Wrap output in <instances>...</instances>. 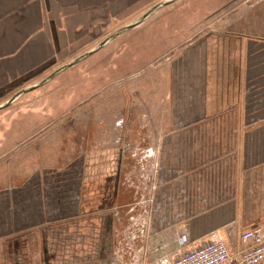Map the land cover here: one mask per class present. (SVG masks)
<instances>
[{
	"label": "crops",
	"instance_id": "crops-1",
	"mask_svg": "<svg viewBox=\"0 0 264 264\" xmlns=\"http://www.w3.org/2000/svg\"><path fill=\"white\" fill-rule=\"evenodd\" d=\"M163 1L0 0V100L10 85L47 76L78 56L109 30V22L114 28L126 24ZM222 16L241 22L228 24L233 30L224 33L215 27L195 31L175 54L174 49L162 54L166 67L158 69L162 87L155 103L160 105L164 93L168 110L149 114L158 118L152 129L157 135L143 140L142 147L157 148L161 166L175 171L159 173L163 185L156 207L164 225L153 224L151 241L137 256L145 264H167L217 233L231 250H239L240 234L264 222L259 199L264 115L248 120L247 102L264 76V39L252 18L241 20L236 10ZM146 101L150 107L148 96ZM150 153L137 160L143 168ZM65 178L49 179L54 186L43 192L35 189L23 202L26 209L6 206L12 190H0V264H102L97 230L93 241L87 238L91 215L81 204V192L73 194ZM170 196L176 200L164 201L163 208L162 199ZM92 219L101 220L96 214ZM114 223L113 215V228Z\"/></svg>",
	"mask_w": 264,
	"mask_h": 264
},
{
	"label": "rangeland",
	"instance_id": "rangeland-1",
	"mask_svg": "<svg viewBox=\"0 0 264 264\" xmlns=\"http://www.w3.org/2000/svg\"><path fill=\"white\" fill-rule=\"evenodd\" d=\"M231 2L235 3L227 7ZM234 10L241 20L252 18L259 30L257 36L264 39V0H178L0 110V190H12L11 196L4 199L6 206L15 203L26 209L23 202L30 200L29 194L33 198L35 189L43 192L54 186L49 179L61 181L67 177L70 181L66 186L75 190L73 194L81 192V204L86 206V215H91L86 224L87 238L93 241L97 230L102 264H108L106 259L110 258L109 264H145L137 256L151 241L148 234L153 224L160 220L164 225V219L158 217L163 213L156 207L158 187L163 185L159 173L175 171L161 166L163 156L157 148L142 147L143 140L157 135L152 129L159 123L158 118L149 119V114L168 110L164 93L160 94V105L155 103L158 88L162 87L158 69L166 67L162 54L170 49L175 54L200 29L232 31L228 24L241 21H233L234 17L227 20L222 15ZM139 18L115 28L109 22V30L69 62ZM50 74L8 85L0 105ZM259 82L261 85L250 89L248 95V120L264 115V76ZM147 96L150 107L146 106ZM260 141L257 144L264 151V134ZM148 150L152 151L151 162L146 160L148 164L143 168L139 163ZM259 199L264 200V183ZM174 200L173 196L162 199L163 208L164 201L168 205ZM95 214L101 220L92 219Z\"/></svg>",
	"mask_w": 264,
	"mask_h": 264
},
{
	"label": "built area",
	"instance_id": "built-area-1",
	"mask_svg": "<svg viewBox=\"0 0 264 264\" xmlns=\"http://www.w3.org/2000/svg\"><path fill=\"white\" fill-rule=\"evenodd\" d=\"M242 248L232 251L219 233L213 241L190 248L167 264H264V224L243 231Z\"/></svg>",
	"mask_w": 264,
	"mask_h": 264
},
{
	"label": "water",
	"instance_id": "water-1",
	"mask_svg": "<svg viewBox=\"0 0 264 264\" xmlns=\"http://www.w3.org/2000/svg\"><path fill=\"white\" fill-rule=\"evenodd\" d=\"M176 1H178V0H166V1H163V2L155 5L154 7H152L151 9H149L145 14H143L138 20H136L135 22L131 23L128 26H125V27L117 30L115 33H113L111 36H109L108 38H106L105 40H103L98 46H96L94 49H92L91 51L87 52L86 54L78 57L77 59H74L73 61L67 63L66 65L61 66L55 72H53L48 77H46L43 81H41L38 85H36L34 87H30V88L24 89V90L20 91L19 93H17L10 100H8L4 104L0 105V110L4 109L7 106H9L10 104H12L20 96L28 93L29 91H32L34 89H37V88L43 86L44 84L50 82L52 79H54L55 77H57L59 74H61L65 70H67V69L71 68L72 66L80 63L81 61L89 58L91 55L95 54L97 51H99L101 48H103L106 44H108L109 42H111L114 38H116L120 34L126 32L128 30H131V29H133V28H135L137 26H139L143 21H145L148 17H150L155 12H157L159 9H161V8L167 6V5H170V4H172V3L176 2Z\"/></svg>",
	"mask_w": 264,
	"mask_h": 264
},
{
	"label": "flooded vegetation",
	"instance_id": "flooded-vegetation-1",
	"mask_svg": "<svg viewBox=\"0 0 264 264\" xmlns=\"http://www.w3.org/2000/svg\"><path fill=\"white\" fill-rule=\"evenodd\" d=\"M105 40V39H104ZM113 41V40H112ZM101 43V42H100Z\"/></svg>",
	"mask_w": 264,
	"mask_h": 264
}]
</instances>
